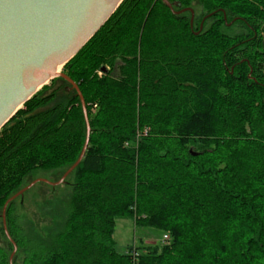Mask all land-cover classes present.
<instances>
[{"label":"trees","instance_id":"trees-1","mask_svg":"<svg viewBox=\"0 0 264 264\" xmlns=\"http://www.w3.org/2000/svg\"><path fill=\"white\" fill-rule=\"evenodd\" d=\"M167 1L192 25L122 0L63 65L88 144L24 264H264V0ZM85 136L76 90L52 78L0 128V213L33 172L58 180ZM117 218L166 238L119 252Z\"/></svg>","mask_w":264,"mask_h":264},{"label":"water","instance_id":"water-1","mask_svg":"<svg viewBox=\"0 0 264 264\" xmlns=\"http://www.w3.org/2000/svg\"><path fill=\"white\" fill-rule=\"evenodd\" d=\"M122 0H0V128L52 78L64 77L76 90L86 123L85 141L75 162L56 181L32 180L3 204V230L8 203L37 182L60 185L81 161L88 144L89 126L83 97L77 85L62 73L63 65L95 34ZM162 2L175 14L167 0ZM202 22L199 26L200 31ZM198 31L196 33H198Z\"/></svg>","mask_w":264,"mask_h":264},{"label":"rangeland","instance_id":"rangeland-1","mask_svg":"<svg viewBox=\"0 0 264 264\" xmlns=\"http://www.w3.org/2000/svg\"><path fill=\"white\" fill-rule=\"evenodd\" d=\"M98 75L101 73L98 71ZM44 179L49 182H53L54 175L52 170H37L33 172L29 180H27L23 186L29 184L32 180ZM68 191V185L60 184L56 186H50L46 183H35L32 187L23 192L21 196L16 197L13 200L11 211L12 229L18 233L19 238L26 243L23 247L17 245L15 240L9 233L7 225L6 211H5V224L7 232L11 240L15 243V251L11 257V264H24L25 259L29 253L26 248L30 243H27L25 234H28L30 226L33 222L44 226L45 216L47 213L49 216V208L47 207V200L55 202L56 198L61 194L63 195ZM2 212V210H1ZM5 233L3 230L2 218L0 213V246L3 247L7 256L8 264H10V255L13 251V244L7 245ZM115 241V247L117 251L123 252L130 247L134 246H149L159 245L164 240L162 233L156 229L150 227H137L133 224L129 218H117L115 221V231L113 235ZM7 240V241H8ZM30 248V247H29Z\"/></svg>","mask_w":264,"mask_h":264},{"label":"built area","instance_id":"built-area-1","mask_svg":"<svg viewBox=\"0 0 264 264\" xmlns=\"http://www.w3.org/2000/svg\"><path fill=\"white\" fill-rule=\"evenodd\" d=\"M164 238H166V236H164Z\"/></svg>","mask_w":264,"mask_h":264}]
</instances>
